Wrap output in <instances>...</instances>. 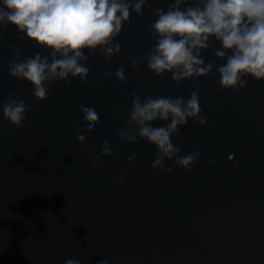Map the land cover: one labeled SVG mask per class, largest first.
Segmentation results:
<instances>
[{"label":"water","instance_id":"obj_1","mask_svg":"<svg viewBox=\"0 0 264 264\" xmlns=\"http://www.w3.org/2000/svg\"><path fill=\"white\" fill-rule=\"evenodd\" d=\"M169 3L148 0L142 15L132 14L113 41L121 51L107 65L98 50L91 54L87 79L97 87L59 81L45 101L33 98L29 83L9 76L8 63L12 43L21 60L47 52L18 39L12 26L0 28V103L13 93L31 106L19 129L0 109V264H63L67 258L81 264H264V79L247 77L246 86L233 92L220 89L215 66L208 76L179 85L170 73L156 76L143 64L131 68L128 58H146L155 43L149 38L154 9ZM219 46L213 40L202 52L206 62L222 63L213 56ZM121 65L125 83L114 79ZM106 70L113 77L101 78ZM197 86L207 124L189 120L173 138L180 155L200 153L190 173L153 170L154 146L119 142L133 92L187 99ZM80 105L99 114L83 146L76 139ZM104 140L119 156L101 157L93 166ZM133 151L137 158L127 163Z\"/></svg>","mask_w":264,"mask_h":264},{"label":"clouds","instance_id":"obj_2","mask_svg":"<svg viewBox=\"0 0 264 264\" xmlns=\"http://www.w3.org/2000/svg\"><path fill=\"white\" fill-rule=\"evenodd\" d=\"M148 0H0V28L9 25L17 31L18 39H27L47 54L36 52L24 56L15 43L10 44L12 59L8 63V74L18 81L32 86L36 101H45L54 95L50 91L53 83L64 81L71 87L73 79L97 87L89 82L90 69L87 61L91 54L99 51L105 65L121 51L120 43H113L122 26L130 21L132 14L140 16ZM148 6L151 8V4ZM155 21L149 26V38L153 47L146 58L141 55L129 57L133 69L143 64L156 76L170 73V81L179 85L182 81L208 76L215 66L220 89L233 92L246 86L247 77L257 81L264 79V0H171L167 8L153 11ZM219 43L213 51L215 60L206 62L202 55L212 47V41ZM87 51L88 54H85ZM140 75L139 71L136 73ZM101 78H111L113 73L106 70ZM114 79L125 83V67L119 66ZM95 80V78H94ZM200 87L197 86L185 99L182 96H145L131 94V105L127 109L124 126L118 129L117 139L121 144H138L141 140L155 147L150 167L172 174L174 169L190 173L200 153L193 151L180 155L181 148L173 138L179 135L181 127L189 120L205 126L199 104ZM215 106H209L208 112ZM3 117L14 129L23 126L31 106L23 99L9 93L0 103ZM82 116L81 131L76 139L83 146L86 132L94 130L99 114L93 107L80 105ZM115 114H119L116 110ZM161 122L158 126L154 122ZM74 118L69 124L76 125ZM11 134V133H10ZM119 156L109 140L102 142L101 149L93 160V166L102 163L101 157ZM137 158L131 152L126 158L132 163ZM234 159V154L229 156ZM171 165L165 167L166 162ZM214 159L207 161L209 166ZM233 169L239 162L233 163ZM124 177H120L123 183ZM46 214L50 213H45ZM63 264H81L79 259L67 258ZM99 264H108L106 259Z\"/></svg>","mask_w":264,"mask_h":264}]
</instances>
